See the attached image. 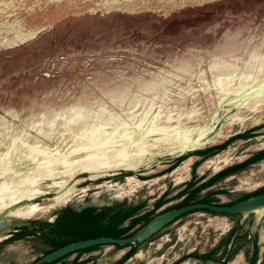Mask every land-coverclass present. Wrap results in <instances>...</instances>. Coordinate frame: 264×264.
<instances>
[{
  "label": "rangeland",
  "instance_id": "1",
  "mask_svg": "<svg viewBox=\"0 0 264 264\" xmlns=\"http://www.w3.org/2000/svg\"><path fill=\"white\" fill-rule=\"evenodd\" d=\"M21 34L23 40L8 45ZM262 64L264 0H0V158L9 152L4 156L8 166H0V196L14 204L40 189L38 196L16 208L32 220L45 217V225L16 228L0 238V264H32L73 241L131 234L154 214L183 205L187 197L179 193L176 174L170 172L183 157L189 158L186 151L150 147L140 156L122 158L126 164L96 175L79 173V181L71 182V174L58 165L50 174L39 169L44 155L31 153L22 144L23 136L31 144L64 151L74 145L72 137L89 115L90 120L109 119L112 126L125 121L133 128L139 118L149 121L158 115L161 124L182 121L185 127H216L218 133L197 147L220 144L239 129L248 133L256 116L264 119V94L248 105L243 97L232 101L242 86L262 82ZM78 108L80 121H69ZM236 135L230 160L208 179V185L225 190L218 197L222 202L264 187V168L237 157L247 147ZM75 167L73 171L80 170ZM32 174L37 183L27 184L24 178ZM57 182L70 186L60 198ZM108 213L114 219H129L116 224ZM215 215L196 210L179 216L130 252L148 260L164 256L161 264H178L189 252L177 248L175 240L167 244L178 234L184 237L188 225L223 224L222 216ZM239 217L231 216L234 222ZM247 230L246 226L241 233ZM236 239L245 252L250 239ZM146 246L153 252L143 251ZM84 251L63 259L80 264Z\"/></svg>",
  "mask_w": 264,
  "mask_h": 264
},
{
  "label": "crops",
  "instance_id": "2",
  "mask_svg": "<svg viewBox=\"0 0 264 264\" xmlns=\"http://www.w3.org/2000/svg\"><path fill=\"white\" fill-rule=\"evenodd\" d=\"M262 118L263 116L261 118L256 116V120L250 127L248 133H244L239 129L233 137L220 144L211 145L203 149L196 147L193 150L194 152H189V158L183 157L171 167L170 172L176 174V184H180L177 190H180V194H187L184 204L197 201L227 204L238 200L233 199L225 202L218 200V197L225 190L220 187L214 188L212 185H208L210 182L208 179L221 170L226 165V162L230 160L232 152L230 150H236V147H234L236 143L233 142L237 138L236 134L239 137L238 141L246 144L245 146L247 147L237 157H242V159L248 158L264 168V119ZM228 146L230 147L226 150L225 147ZM206 180L208 181L206 182ZM262 184L264 185V181ZM203 192L205 193L202 194ZM92 206L98 207L97 204H92ZM211 214L214 215V213ZM108 215L110 221L113 223L116 222V224H123L129 219L127 215H121L118 219H114L110 213ZM187 216L189 217V214ZM220 216H222L221 222L223 224L197 225L195 227L188 225L184 237L183 233L178 234L172 242L170 241L167 244V246L172 245L175 240L177 248L181 250L184 248L189 252L187 253L188 256L182 257L183 260H186L178 264H264V209L244 216L240 215L235 222L231 218L232 215H215L213 218ZM213 218L211 216L210 220ZM247 221L248 224L246 225ZM246 226L248 230L245 231V234L241 233ZM243 235L250 239H248L249 242L245 246V252L241 247L236 245L235 241L237 240L236 238ZM135 246L137 245L102 244L90 247L84 249L83 257L80 254L78 261H80V258V264H153L152 262L154 260L155 264H161V261H165L164 256H157L154 260H148L144 256H140V253L131 254L130 251ZM142 250L153 252V249L148 246L142 248ZM121 257L123 259H120ZM170 262L171 260H168L167 264ZM61 263L72 264V262L64 261V259L57 264Z\"/></svg>",
  "mask_w": 264,
  "mask_h": 264
},
{
  "label": "bare ground",
  "instance_id": "3",
  "mask_svg": "<svg viewBox=\"0 0 264 264\" xmlns=\"http://www.w3.org/2000/svg\"><path fill=\"white\" fill-rule=\"evenodd\" d=\"M24 37H25L24 34H21L19 36L17 35L12 40H10V42H9L10 44H8V45L15 44V43L23 40ZM253 48H255V47H253ZM255 54H256V52H255ZM240 60H241V58H240ZM261 61L263 63V60H261ZM229 62H230V60H229ZM249 62H252V60H250ZM227 63H228V61H227ZM224 64H225V62H224ZM252 65H250V66H252ZM262 65H264V64H262ZM223 67H225V65H223ZM223 67H221V69H225ZM253 67H255V65ZM211 68H212V66H211ZM234 68H235V66H234ZM206 69H209V68L207 67ZM231 69H232V66H231V68H229V70H231ZM226 70L227 69H225V71ZM247 70L249 71V69H247ZM212 71H213V69H212ZM258 71H260V70H258ZM215 72H217V71H215ZM220 72L221 71H219V73ZM250 72H252V70ZM186 74H187V71H186ZM251 74H253V73H251ZM224 89H226V88L224 87ZM126 91H128V90L126 89ZM211 91L214 92L213 90H211ZM237 93H239V96H236V97L234 96L232 101L238 100L241 97H243L244 104L248 105L249 102L251 101V99L258 98L264 94V79L262 80V82H260L257 85L249 84V85L242 86L241 89L237 91ZM133 94H135V93H133ZM260 98H262V97H260ZM150 99H152V98H150ZM254 102L256 103L257 101L254 100ZM128 103H129V101H128ZM126 106H127V104H126ZM251 107H253V106H251ZM167 108H168V106H167ZM130 109L133 110V107ZM124 113H125V111H124ZM127 113H129V112H127ZM109 114L113 115L111 113H109ZM196 114L194 116H196ZM81 115H82V110L80 108L74 109L73 114H71L68 117L69 118L68 120L71 122L80 121L79 118L81 117ZM107 115H108V113H107ZM143 116L144 115H142V117ZM89 117H90V115H89ZM89 117H85L86 119L83 120L84 121L83 125H81V127L78 128L79 130L77 129L78 132H76V133L74 132L75 134L72 137L74 140V145L70 149L62 151V150H60V147L59 148L55 147L54 149H51V148L49 149L47 147H42V145L40 146L38 143L37 144H31L28 141L27 136L22 137V139H21L22 144L25 147H27L31 151V153H37L36 155H38V154L44 155V158L39 162V165H38L39 169L46 168L45 169L47 171L46 173H50V172L52 173L53 165H58L59 168H63V171L65 173L71 174V176H72L71 182H73V181H77L79 179L77 177V175L79 173L86 172L90 175H96V174H100L102 172L108 171V169L111 168L112 166H118L121 164H126V161L123 160L122 158H129V157L135 156L138 151L147 147L149 143L168 144L170 148H177L181 151H187L189 149H193V148L197 147L198 145L201 146V144L210 141V139L213 136H215V134L218 133V129L216 127L209 125V124L205 125V126H194V127L182 126V123H181L182 121L177 122V124H175V125L174 124L173 125L172 124H161L159 122L160 118L158 117V115H154V117L152 119L150 118L151 120L148 119L149 121H145L146 119L142 120L141 118L138 117L140 119V121L135 125V128L132 127L133 125L130 126L133 129L128 127L127 123L125 121H123L121 124H116V125L112 126L110 124L111 121L109 122V119H103L106 117L102 116L103 118L102 117L101 118L103 120H99V119L90 120ZM117 117H119L118 114H117ZM130 117H131V114H130ZM239 117H241V116H239ZM167 118L169 120L172 118V116L169 115ZM179 119H181V118H179ZM97 120H99V121H97ZM134 123H135V121L133 119V124ZM109 126H111L110 129L108 128ZM68 131H70V130H68ZM63 132H64V130H63ZM7 134H8V132H7ZM15 141L16 140L12 141L11 147L15 146V143H16ZM7 154H9V152L5 151L1 155L2 158H0V166H8V164L6 165V163L4 162V156H6ZM72 154H74V156H76V159H73V160L70 159V156ZM8 159H9V157L7 158V161H8ZM73 165H74V167H73ZM75 166L80 167L79 168L80 170L79 171H76V170L73 171V169L76 168ZM37 168H36V170H38ZM59 171H62V170H58L57 172H59ZM32 176H34L33 180H35L36 176L34 174H32ZM25 200H27V199L26 198L20 199L13 206L16 207V205L18 206L22 201H25ZM262 209H264V208L259 209V211H261ZM17 224H20V222L14 218L13 213H12V206H10L8 208H4V209L1 208V211H0V233L10 230L14 225H17ZM31 226H33V225H31Z\"/></svg>",
  "mask_w": 264,
  "mask_h": 264
},
{
  "label": "water",
  "instance_id": "4",
  "mask_svg": "<svg viewBox=\"0 0 264 264\" xmlns=\"http://www.w3.org/2000/svg\"><path fill=\"white\" fill-rule=\"evenodd\" d=\"M189 149L186 152L193 151ZM23 201L20 204H24ZM264 208V189L258 192L249 194L237 201L227 204H216L211 202L197 201L179 206H173L161 212L154 214L142 226L136 229L131 234L125 236L101 235L83 238L77 241L70 242L59 248L51 250L41 257L37 258L32 264L51 263L71 252L86 249L99 244H116V245H138L148 240L154 233L163 228L165 225L172 222L174 219L196 210H207L217 215H247L252 212H257ZM44 218L32 220L33 226L27 224L14 225L8 232L14 231L16 228H26L32 230L40 225H45ZM25 230V229H24ZM6 234V235H7ZM236 236V235H235Z\"/></svg>",
  "mask_w": 264,
  "mask_h": 264
},
{
  "label": "flooded vegetation",
  "instance_id": "5",
  "mask_svg": "<svg viewBox=\"0 0 264 264\" xmlns=\"http://www.w3.org/2000/svg\"><path fill=\"white\" fill-rule=\"evenodd\" d=\"M156 146H157V147H158V146H161V147H163V148H166V149L170 150L171 152H173V151H181V150H179V149H177V148H170L168 144H162V143H160V144H157V143H149L147 147H145L144 149H141L140 151H138L137 154H136L135 156H140V155L146 153L150 147H156ZM135 156H134V157H135ZM60 169H61V168H60ZM62 169H63V168H62ZM49 174H50V173H49ZM33 179H34V176H30V177H26V178H24V181L27 182V184H32V185H33V184L37 183L36 181L38 180V178L36 177L35 180H33ZM55 185H56V186H61V184H60L59 182L55 183ZM68 189H70V186H69V183H68V182H67L66 184H62L61 189L59 190V192H57L56 196H57L58 198H60V197L66 192V190H68ZM29 192H30V193H29ZM29 192H28L29 197L26 198L27 200L33 199L34 197L38 196V194H39V192H40V189H35V190H33V191H29ZM31 195H32V197H30ZM33 195H34V196H33ZM11 199H12V197H11ZM13 200H14V199H12V201H13ZM19 200H20V199H19ZM19 200L14 201V204H15V202H18ZM14 204H11V202H10L9 204L6 203V202L4 201V199L0 196V211H1V208L4 209V208H8V207L12 206V213H13V216H14L15 219H17V220L20 222V224H27V225H30V226L33 225V222H31V218H30L29 214L18 212V211H20V208H16L17 205H16V207H14V206H13ZM44 218H45V217H44ZM8 231H9V230H8ZM8 231H5V232L0 233V238H1V237H4V236L7 234ZM106 244H107V243H106ZM99 245H101V244H99ZM95 246H98V245H95ZM95 246H92V247H95ZM89 248H90V247H89ZM82 250H84V249H82ZM77 251H81V250H77ZM77 251H74V252H71V253H75V252H77ZM65 256H66V255H65ZM65 256H63V257H61V258H59V259H57V260H55V261H53V262L59 261V260L63 259ZM53 262H51V263H45V264H52ZM61 264H62V263H61ZM66 264H67V263H66ZM72 264H79V263L77 262V260H74V261L72 262Z\"/></svg>",
  "mask_w": 264,
  "mask_h": 264
}]
</instances>
